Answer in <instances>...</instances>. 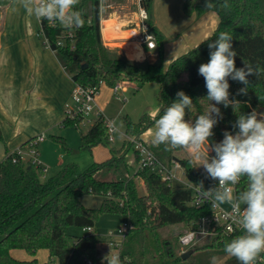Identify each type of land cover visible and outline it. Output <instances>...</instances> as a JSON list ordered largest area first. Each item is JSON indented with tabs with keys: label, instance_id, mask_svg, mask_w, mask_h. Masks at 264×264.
I'll return each mask as SVG.
<instances>
[{
	"label": "trees",
	"instance_id": "trees-1",
	"mask_svg": "<svg viewBox=\"0 0 264 264\" xmlns=\"http://www.w3.org/2000/svg\"><path fill=\"white\" fill-rule=\"evenodd\" d=\"M154 0H140L141 6L151 13ZM216 5L206 9L205 2L184 0L183 13L186 16H200L208 10L215 11L219 23L211 36L193 47L188 52L175 58L165 68L164 36L155 27L150 16L151 30L157 40V61L149 62L145 69L140 62L132 61L119 53H112L102 41L100 27V0H80L76 10L80 11L85 24L75 29V47L70 44L56 46L57 29L47 28L57 56L65 70L75 83L84 86H95L106 82L113 86L119 80L137 82L141 85L149 82L159 84L158 100L160 110L153 114L144 113L138 121L126 117L127 134L142 135L150 129L183 91L193 101L190 112L186 110L185 120L195 122L196 118L209 108L207 88L204 77L198 74L201 64L210 59L208 44L213 42L220 32L232 35L233 50L236 51L235 65L241 68L250 63L254 68L264 69V0H228L229 9L220 7L223 0H212ZM147 49V47H146ZM247 94H237L245 87L238 81L229 78V99L240 102V108L234 112L231 106L225 108L218 104L222 119L213 128L211 143H219L224 132L238 131L233 125L238 115H247L253 110L264 113V72L258 76L248 77ZM211 103H215L214 101ZM261 113V112H260ZM64 123H72L65 118ZM0 138H2L0 130ZM61 141L62 137H56ZM108 128L103 118H97L92 127L82 133L83 149H92L99 144H110ZM134 146L125 140L120 148H111V158L101 163H94L86 171L77 174L75 165H68L60 173L45 179L42 168L24 162H13L11 154L0 161V264H38L36 254L40 249L49 251L50 259L43 264H103L102 258L109 253L100 247L101 240L96 230L74 234L70 227L84 230L95 228L96 220L103 212L123 214L129 221V228L122 240L120 257L123 264H211L213 256L222 264H239L236 258L224 252L226 242L242 233L227 234L219 231L209 237L208 241L191 247L194 252L186 259L182 258L181 249L176 245L179 236L187 230L195 229L202 216L212 213L211 206L205 204L197 207L192 204L193 190L183 185H175L149 168L138 169L133 174L125 173L118 179H100L97 171L106 166L119 167L125 162V154ZM155 154L173 167L178 161L184 176L192 185L203 181L204 190L218 186V180L207 177L205 170H200L191 156L179 157L176 152L182 148L169 149L165 144L151 146ZM135 150V149H134ZM10 151L7 152V154ZM137 159L139 156L137 151ZM212 156L213 151H209ZM138 179L144 181L146 192L140 193ZM247 186L246 178L236 185V193ZM86 194H98L103 200L98 207H87L81 198ZM183 224L185 231L174 239H165L164 250L160 259L149 262L147 237L169 225ZM27 250L30 259L15 257L12 250ZM161 249V246L159 245ZM162 250V249H161ZM91 262V263H89Z\"/></svg>",
	"mask_w": 264,
	"mask_h": 264
},
{
	"label": "clouds",
	"instance_id": "clouds-1",
	"mask_svg": "<svg viewBox=\"0 0 264 264\" xmlns=\"http://www.w3.org/2000/svg\"><path fill=\"white\" fill-rule=\"evenodd\" d=\"M80 0H17V4L29 16L40 23H59L67 29H80L85 20L76 6ZM212 0H205V8L213 9ZM221 8L229 9L228 0H223ZM232 35L220 32L217 38L208 44L210 59L201 64L198 74L204 77L207 88L209 108L200 114L195 122L186 121V110L194 106L192 99L183 91L176 93L177 99L163 110L155 121L150 140L153 146L165 144L169 149H185L195 162L202 166L207 177L218 180V186L204 190L203 181L197 186L199 202L209 203L212 209L224 204L230 205L234 215L233 223L239 225L242 234L225 243L224 252L236 258L239 264H255L264 254V113L253 110L247 115L240 114L233 125L235 134L225 131L219 143H211L213 128L222 119V113L216 105L231 106L234 112L240 108V102L229 99V78L242 83L239 94H247L249 76H258L264 69L245 63L241 68L235 65L236 51L233 50ZM215 103H211V102ZM114 131L119 129L113 128ZM215 153L211 158L209 151ZM246 178L247 186L238 194L234 186ZM200 236L209 234L204 228ZM196 233L185 238L190 241ZM103 264H123L119 253L112 250L103 258ZM211 264H218L213 256Z\"/></svg>",
	"mask_w": 264,
	"mask_h": 264
},
{
	"label": "crops",
	"instance_id": "crops-1",
	"mask_svg": "<svg viewBox=\"0 0 264 264\" xmlns=\"http://www.w3.org/2000/svg\"><path fill=\"white\" fill-rule=\"evenodd\" d=\"M140 5V0H100L102 41L109 49L128 58L140 56L137 59L140 63L149 56H152L149 62H156L154 50L146 49L141 42ZM183 15L186 21L178 27L174 24L171 27L168 24L173 18L170 9L165 13L169 18L165 23L158 14L154 20L150 13L154 27L164 36L166 69L175 58L211 36L219 23V16L213 10L200 16ZM40 28L41 23L20 8L17 0H0V161L8 151L24 146L38 134L45 135L42 141L45 142L48 133L56 138L65 131L66 105L72 103L76 83L60 63L56 52L44 46L38 36ZM166 30L172 34L169 39H166ZM174 37L179 39V45L170 43ZM154 128L155 125L141 137L147 140ZM42 142L38 145L39 154ZM134 154L138 166L135 150ZM140 181L144 185V181Z\"/></svg>",
	"mask_w": 264,
	"mask_h": 264
},
{
	"label": "rangeland",
	"instance_id": "rangeland-1",
	"mask_svg": "<svg viewBox=\"0 0 264 264\" xmlns=\"http://www.w3.org/2000/svg\"><path fill=\"white\" fill-rule=\"evenodd\" d=\"M200 1L205 2V0ZM182 5L183 0H154L151 7V12L153 14L154 20L155 16L158 14L160 20L164 21L165 23L169 20L168 17H165V13L170 9L171 12H173V18L170 19L171 21L168 22V24H171V27L173 24L178 27L186 21V18L183 15ZM167 31L168 30L165 32L167 35L166 39H169L168 37L172 34ZM175 37L172 39L170 38V43L177 42V45H179V39H175ZM154 52L156 53L157 58L158 55L156 49H154ZM112 53L117 54L118 52L112 50ZM132 58L128 59L138 62L139 60L137 59H139L140 56H134ZM149 58H152V56H149L145 62L140 63V67L142 69L147 67ZM130 83L131 84L128 85L126 91L122 92L124 98L123 100L117 99L114 96L113 86H110L106 82L101 84L100 90L96 95V101L101 107L105 117L113 119L115 126L119 129V131L115 133L116 139L114 142H111L108 145L99 144L92 149H83L81 147L82 133H86L95 123L97 119L95 114H92L90 117L85 119V121L82 122L80 128L75 126L73 123L67 124L64 127L65 131L62 132V134H59L65 141L54 138L50 133H48L46 141H41L42 143L40 145L39 154V158L43 165L47 167V172L44 173L45 179L60 173L68 165H75L77 167V174H80L89 169L94 163H101L108 160L111 155V148H120L126 140L124 136V134L127 132L126 117H129L133 121H138L140 117L146 112H151L152 110L155 111L157 109V111H159L161 104L157 96L159 90L158 83L149 82L145 83L144 85L134 81ZM157 111L151 113H157ZM258 112L262 113L261 110ZM147 142L150 146H153L150 137H148ZM126 154L125 162L120 164L119 167L106 166L97 171V177L100 179H118L122 178L123 174L125 173L129 172L130 174H133L135 169L138 170L134 149L130 147ZM176 155L179 157L191 156L185 149L177 151ZM209 157H212L211 153H209ZM196 164L198 169L205 170L202 166H199L198 162ZM176 174L177 179L173 181L174 184H179L181 182H185L188 185L191 184L190 181L184 176L183 169H176ZM140 180L141 179L138 180L140 184V193L144 194L146 192L145 186ZM81 200L87 207H98L103 200V196L98 194H86L82 196ZM125 220V216L120 213L103 212L99 215L98 219L96 220L94 231L96 230L97 234L99 235L101 240V248L110 250L111 247L108 244V241L111 239H120L117 235H110V232L113 231L116 234L117 230L123 226ZM185 230L186 228L183 224H173L160 229L157 232V235L149 233L147 237L149 249L148 261H158L160 259L161 251L163 252L164 250L165 239H174L175 243V239L179 236V233ZM69 231L74 234H82L86 232L85 230L77 227H70ZM208 239L209 237L199 239L197 241V245L207 242ZM159 245L161 246L162 250L159 248ZM176 245L180 249L178 241L176 242ZM187 249H190V247ZM12 253L19 259L31 258L30 254L25 249L17 248L12 250ZM36 257L38 264H43L50 259L49 251L47 249H40L38 250ZM224 260L225 259H222L218 262V264H222Z\"/></svg>",
	"mask_w": 264,
	"mask_h": 264
},
{
	"label": "built area",
	"instance_id": "built-area-1",
	"mask_svg": "<svg viewBox=\"0 0 264 264\" xmlns=\"http://www.w3.org/2000/svg\"><path fill=\"white\" fill-rule=\"evenodd\" d=\"M150 13L148 10L141 6L138 10V21L139 27L141 30V42L147 47L148 50H154L157 47L156 36L151 30V26L149 23ZM41 23V28L38 32V36L42 39V42L46 48H49L55 52H57V48L53 45L51 36L46 31L47 28L57 29L59 30L56 36V46H64L66 44H70L71 48L75 47V28L67 29L57 23H49L47 20H44ZM129 83L128 80L122 79L116 82L113 85V93L117 99L123 100L122 92L125 91L126 85ZM100 90L99 85L95 86H84L82 84L76 83L72 92V103L66 105V114L67 117L75 126L78 128L81 127V124L85 119L90 117L92 114H95L97 118H103L105 124L108 128V139L110 142H114L116 137L115 133L118 131H114L115 127L114 120L105 117L102 109L98 106L96 101V95ZM125 139L132 142L134 149L137 151L139 160H138V169L149 168L151 171L158 173L163 180L166 181H174L177 179L176 169L182 168L178 161L173 162V167H169L160 158L155 154L152 150L151 146L147 142V140L143 139L141 135L132 136L128 134H124ZM45 139L44 134H38L31 138L27 144L24 146L18 147L16 150L6 154V156L11 154V158L13 162H24L28 164H33L36 167H40L43 170V173L47 172V167L43 165L42 161L39 158V150L38 145L41 141ZM183 186L189 187L193 190V202L192 204L201 207L203 205L199 202L198 197V189L195 185H188L185 182H181ZM234 193H236V186H234ZM210 205V204H209ZM211 206V205H210ZM212 213L208 216H202L197 221V227L195 229H190L185 231L179 236V245L181 249V253L188 250V247H192L199 239L205 237H213L218 234L219 231H222L227 234L232 233H242L239 225L233 223L230 219V215H234L232 208L228 204L222 205L220 208L212 209ZM129 221L125 220L123 226L117 230L115 234L113 231L110 232L112 236H119L120 239H111L108 241L111 249L109 252L113 250L114 253H119L122 240L129 228ZM204 228L209 232L206 236H200V229ZM85 231H93L94 228L86 227ZM191 233H196V235L190 240H185L186 237ZM91 263V262H89ZM255 264H264V254H261Z\"/></svg>",
	"mask_w": 264,
	"mask_h": 264
},
{
	"label": "water",
	"instance_id": "water-1",
	"mask_svg": "<svg viewBox=\"0 0 264 264\" xmlns=\"http://www.w3.org/2000/svg\"><path fill=\"white\" fill-rule=\"evenodd\" d=\"M193 252H194L193 248L186 250L185 252L182 253V258L183 259L188 258Z\"/></svg>",
	"mask_w": 264,
	"mask_h": 264
},
{
	"label": "bare ground",
	"instance_id": "bare-ground-1",
	"mask_svg": "<svg viewBox=\"0 0 264 264\" xmlns=\"http://www.w3.org/2000/svg\"><path fill=\"white\" fill-rule=\"evenodd\" d=\"M134 52V51H133ZM137 55V54H136Z\"/></svg>",
	"mask_w": 264,
	"mask_h": 264
}]
</instances>
